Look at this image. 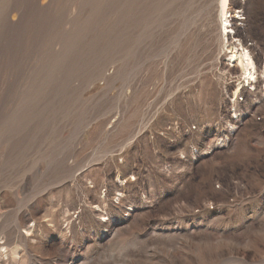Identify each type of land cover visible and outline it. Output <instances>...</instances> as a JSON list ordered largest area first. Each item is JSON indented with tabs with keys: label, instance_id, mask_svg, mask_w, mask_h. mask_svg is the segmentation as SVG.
Returning a JSON list of instances; mask_svg holds the SVG:
<instances>
[{
	"label": "rangeland",
	"instance_id": "rangeland-1",
	"mask_svg": "<svg viewBox=\"0 0 264 264\" xmlns=\"http://www.w3.org/2000/svg\"><path fill=\"white\" fill-rule=\"evenodd\" d=\"M218 2L0 0V264H264V0Z\"/></svg>",
	"mask_w": 264,
	"mask_h": 264
},
{
	"label": "bare ground",
	"instance_id": "bare-ground-1",
	"mask_svg": "<svg viewBox=\"0 0 264 264\" xmlns=\"http://www.w3.org/2000/svg\"><path fill=\"white\" fill-rule=\"evenodd\" d=\"M229 1L230 0H219V2L217 4V10H218V14H219V17L217 16L219 18V20H218V22H219V33H220V35L225 34L226 37H228L230 35L228 28L231 29V27H232L231 22L227 18H225L226 14H227V10L229 8V4H228ZM237 14H239V12H237ZM221 16H223V18H221ZM233 18H237V17L234 16ZM237 33H238V30H237ZM240 48H241V50L239 51ZM240 48H238V47L236 48V47L230 45V47L228 48L229 52L227 53V54H229L228 62H231L233 64L232 68H235V69L239 68V70L241 71V75L244 78V80H247L248 82H250V84H252V82H254L256 79V77H255V72H256L255 71V65H254L252 59L250 58V54H249L248 50L244 49L242 46Z\"/></svg>",
	"mask_w": 264,
	"mask_h": 264
},
{
	"label": "built area",
	"instance_id": "built-area-1",
	"mask_svg": "<svg viewBox=\"0 0 264 264\" xmlns=\"http://www.w3.org/2000/svg\"><path fill=\"white\" fill-rule=\"evenodd\" d=\"M258 120H259V118H258Z\"/></svg>",
	"mask_w": 264,
	"mask_h": 264
}]
</instances>
